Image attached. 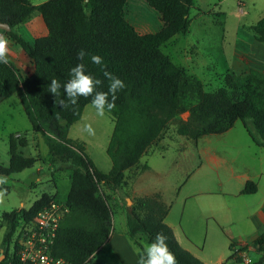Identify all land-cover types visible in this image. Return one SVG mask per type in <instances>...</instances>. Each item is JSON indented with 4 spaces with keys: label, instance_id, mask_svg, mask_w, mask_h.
<instances>
[{
    "label": "trees",
    "instance_id": "16d2710c",
    "mask_svg": "<svg viewBox=\"0 0 264 264\" xmlns=\"http://www.w3.org/2000/svg\"><path fill=\"white\" fill-rule=\"evenodd\" d=\"M129 0H49L34 6L30 0H0V24L4 32L19 45L34 65L33 74L24 78L17 66L8 60L0 63V96L16 94L34 134H42L49 150L50 162L57 172H71L70 190L65 203L69 213L59 225L52 255L70 264H88L106 244L112 232L113 213L104 191L118 192L129 177L144 172L148 163L142 158L159 143L179 115L189 112L187 121H179L177 134L197 143L209 135H221L241 121L252 141L264 148V74L248 69L244 76L230 75L226 87L207 92L202 82L177 66L162 47L178 35H187L194 0H144L161 18L162 28L141 35L126 16ZM39 14L48 35L33 44L19 29ZM255 39L264 44V18L251 27ZM84 50L83 60L78 53ZM99 55L103 64L92 63ZM84 64L86 72L103 81L97 91L108 93L110 81L104 72L123 80L126 87L115 93V108L107 112L115 122L107 155L112 167L108 173L99 170L87 155L84 143L68 137L71 126L79 122L92 95L80 96L72 104L63 90L71 79V69ZM53 80L60 83L57 95L50 92ZM95 93H93L94 95ZM186 98L196 100L188 108ZM10 164L0 165L1 176H12L33 168L36 159L25 157L20 149L28 146L25 137L9 138ZM130 175V176H133ZM133 178V177H132ZM255 183H247L243 194L256 193ZM60 200L43 194L29 209L6 212L0 217L6 232L1 244L0 264H23L18 257L17 232L31 223L52 202ZM127 210L128 236L134 241L141 234L148 244L157 234L167 239L177 264H205L183 249L173 230L165 223L171 209L158 197H138ZM135 245H139L136 241ZM264 264V233L253 244ZM233 264H247L238 244L230 242ZM144 249L141 247V255ZM3 259L1 260V258Z\"/></svg>",
    "mask_w": 264,
    "mask_h": 264
},
{
    "label": "rangeland",
    "instance_id": "374dc122",
    "mask_svg": "<svg viewBox=\"0 0 264 264\" xmlns=\"http://www.w3.org/2000/svg\"><path fill=\"white\" fill-rule=\"evenodd\" d=\"M47 1L49 0H30L34 6ZM126 16L141 35L155 33L162 25L158 13L144 0H129ZM262 18H264V0H194V8L189 16V33L178 35L175 41L165 44L162 51L189 76L200 80L205 91L216 92L226 87L227 76H244L247 73V70L242 73L239 70L241 64L237 58V50L245 42H249V39H253L254 33L251 27ZM19 32L31 44L37 38L48 35V30L39 14L33 17L30 24L22 25ZM24 70L25 67H23L25 73ZM196 103L192 98L185 99L188 108L195 106ZM188 118L189 112L179 115L178 120L169 126L159 143L150 149V152L155 149L158 151L150 157L142 158V164L148 163L150 170L139 178L136 192L133 182L137 177L133 174H128L126 185L120 191L103 190L113 213L112 232L115 233L116 239L105 244L88 264H129V262L140 264L141 247L144 249L148 242L141 234L137 235L134 241L129 239L125 203L128 204L127 199H130L131 203L128 207H132L138 197H146L155 191L160 192L163 200L171 206L170 223H173V227L177 229L179 237H183L179 225L180 218L184 215L185 225L188 226L191 203L189 201L186 206L184 200L177 203L178 193L189 176L204 161L205 149L213 144L229 142L219 135H209L199 140L196 145L187 137L179 136L177 134L179 121H187ZM114 125V119L108 113L105 116L98 115L91 104L86 106L81 120L71 126L68 133L70 139L84 143L87 155L104 173H108L112 167L107 148ZM88 126L93 130L91 133L88 131ZM16 131H21L29 143L21 151L23 155L34 158L37 162L33 168L20 174L9 177L0 175V178H6L0 183V217L16 209H29L43 194H49L60 200L59 202L65 203L70 190L71 172L66 170L57 172L56 167L51 165L44 136L33 133L22 105L15 97L0 105V165L10 164L8 142L11 135H17ZM24 135L20 134L19 138H23ZM231 136L237 138L239 142H242V136L246 141L252 142L241 121L235 124ZM141 173L143 172L138 173L137 176L139 177ZM22 226L20 222L19 229ZM183 228L186 231V226L183 225ZM5 232L6 229L0 222V253ZM135 241L139 245H135ZM196 243L199 249L204 248V240ZM209 245L210 243L202 253L190 245L187 247L201 257H208L216 249Z\"/></svg>",
    "mask_w": 264,
    "mask_h": 264
},
{
    "label": "crops",
    "instance_id": "0c3cea01",
    "mask_svg": "<svg viewBox=\"0 0 264 264\" xmlns=\"http://www.w3.org/2000/svg\"><path fill=\"white\" fill-rule=\"evenodd\" d=\"M176 37L171 41H175ZM5 39L8 41L7 59L17 66L25 79L30 77L34 72L31 60L19 45L7 36ZM237 58L241 64L239 69L241 73L252 68L264 74V44L258 42L255 37L238 48ZM23 67H25V73ZM12 97L20 101L16 94L8 98L0 96V105ZM234 127L219 135L223 137L222 139H228L229 142L213 144L207 150L205 149L204 161L189 176L178 193L177 203L182 200L185 206L189 201L191 203L188 226L185 225L184 215L180 218L179 225L183 231V237H179L177 229L173 227V223H170L171 209L165 219V223L173 230L180 246L205 264H233L227 263L231 255L229 249L231 241L236 242L239 249L246 248V251L241 253L245 263H256L261 258V254L253 248V244L264 233V148L253 141H246L244 136H242V142L233 138L231 133ZM15 134L24 135L21 131H16ZM24 137L26 138L25 135ZM198 142L195 144L197 145ZM157 151L156 149L153 152L149 151L145 157H150ZM149 170L150 168L139 177L137 176L133 182L134 189L139 178ZM249 182L256 184L257 191L252 195H245L242 192ZM146 197H158L163 203L168 204L158 191ZM183 225L186 226L187 233ZM114 235L115 233L111 232L106 244L116 239ZM202 240L205 243L204 248L208 243H210L209 246L216 248L208 257H201L187 247L190 245L202 253L204 248L199 249L196 243Z\"/></svg>",
    "mask_w": 264,
    "mask_h": 264
},
{
    "label": "clouds",
    "instance_id": "9594fccd",
    "mask_svg": "<svg viewBox=\"0 0 264 264\" xmlns=\"http://www.w3.org/2000/svg\"><path fill=\"white\" fill-rule=\"evenodd\" d=\"M7 39L0 36V63H7ZM84 50L78 53V59L83 60L85 56ZM91 61L94 64L102 65L103 58L99 55H92ZM104 76L110 81L109 92L112 93V100L109 101L108 93L97 91V86L102 85L103 81L96 78L92 74L86 72L85 65L80 63L71 69V79L63 85V90L72 104L77 103L80 96L88 97L92 95V106L96 109L97 114L105 116L106 111L111 112L115 108V93L118 89L126 87L123 80L115 77L112 73L105 71ZM61 85L58 81L53 80L50 84V92L54 95L58 94ZM93 93H95L93 95ZM88 131L93 130L88 126ZM6 178H0V183ZM166 237L163 234H157L155 240L147 244L144 248V254L141 255L140 264H177L175 255L169 250L166 243Z\"/></svg>",
    "mask_w": 264,
    "mask_h": 264
},
{
    "label": "built area",
    "instance_id": "2783aa9c",
    "mask_svg": "<svg viewBox=\"0 0 264 264\" xmlns=\"http://www.w3.org/2000/svg\"><path fill=\"white\" fill-rule=\"evenodd\" d=\"M0 36L5 38L1 30ZM68 213L66 203L52 202L18 230V257L23 264H70L52 255L59 225Z\"/></svg>",
    "mask_w": 264,
    "mask_h": 264
},
{
    "label": "water",
    "instance_id": "95a60500",
    "mask_svg": "<svg viewBox=\"0 0 264 264\" xmlns=\"http://www.w3.org/2000/svg\"><path fill=\"white\" fill-rule=\"evenodd\" d=\"M0 30L4 31V32H9L11 30V28L7 24H0ZM127 202H128V206H129L131 203L130 199H127ZM2 259H3V257L1 258V260Z\"/></svg>",
    "mask_w": 264,
    "mask_h": 264
}]
</instances>
